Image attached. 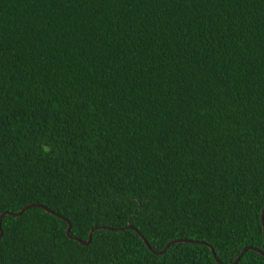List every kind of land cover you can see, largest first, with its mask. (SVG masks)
<instances>
[{
	"label": "trees",
	"instance_id": "obj_1",
	"mask_svg": "<svg viewBox=\"0 0 264 264\" xmlns=\"http://www.w3.org/2000/svg\"><path fill=\"white\" fill-rule=\"evenodd\" d=\"M29 205L0 264L263 251L264 0H0V215Z\"/></svg>",
	"mask_w": 264,
	"mask_h": 264
},
{
	"label": "water",
	"instance_id": "obj_2",
	"mask_svg": "<svg viewBox=\"0 0 264 264\" xmlns=\"http://www.w3.org/2000/svg\"><path fill=\"white\" fill-rule=\"evenodd\" d=\"M32 208L42 209L43 211H45L46 213H48V214H50V215H55V214H53L52 212H50L49 210H47V209L44 208V207H41V206H38V205H29V206L23 208L21 211H19V212H17V213H13V214H11V213H3V214H1V215H0V225H1V220H2V218H3L4 216H10V217H15V218H16V217H19V216H20L25 210L32 209ZM56 216H57V215H56ZM57 217L60 218L61 220L65 221V222L67 223V228H66V230H65V234H66L67 238L70 239V240H73V241H75V242H77V243H79V244H80L81 246H83V247H87L88 245H90V242H91V236H92V234H93L96 230H109V229H106V228L94 229V230H92V231L90 232L87 241L82 242V241H80V240H78V239H76V238L70 236V223H69L67 220H65L64 218H62V217H59V216H57ZM261 225H262V229H263V239H264V207H263L262 214H261ZM127 230L135 232V233L139 236V238L141 239V241L143 242V244H144V246L147 248V250H148L151 254H153V255H155V256H160V255L164 254L170 246L175 245V244H180V243H181V244H200V245H204V246H206V247L210 250V253H211L213 259H214L216 262H218V260L216 259L215 255H214V253H213V250L210 248V246H207V245L204 244V243H200V242L198 243V242H195V241H189V240H176V241H172V242H170L169 244H167L163 250H161V251H159V252H155V251H153V250L149 247V245L147 244V242L145 241V239H144V238H143V237H142V236H141V235H140V234H139V233H138L133 227H131V226H126V227H124V228H120V229H117V230H115V231L120 232V231H127ZM1 237H2V232H1V227H0V239H1ZM246 251H253L254 253H256V254H258V255L264 257V250H263V251H260V250L252 249V248H244V249L241 251V253L239 254V256L234 260V262H233L232 264H237V263L239 262V260L242 258V256L244 255V253H245ZM218 263H219V262H218ZM219 264H220V263H219Z\"/></svg>",
	"mask_w": 264,
	"mask_h": 264
}]
</instances>
